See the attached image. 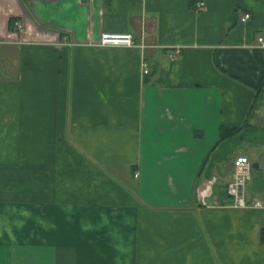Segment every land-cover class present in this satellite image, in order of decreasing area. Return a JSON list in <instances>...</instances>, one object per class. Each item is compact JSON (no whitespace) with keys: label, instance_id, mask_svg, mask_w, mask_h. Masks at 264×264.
Masks as SVG:
<instances>
[{"label":"crops","instance_id":"1","mask_svg":"<svg viewBox=\"0 0 264 264\" xmlns=\"http://www.w3.org/2000/svg\"><path fill=\"white\" fill-rule=\"evenodd\" d=\"M0 264H264V0H0Z\"/></svg>","mask_w":264,"mask_h":264},{"label":"built area","instance_id":"2","mask_svg":"<svg viewBox=\"0 0 264 264\" xmlns=\"http://www.w3.org/2000/svg\"><path fill=\"white\" fill-rule=\"evenodd\" d=\"M205 6L204 1L198 2V8ZM251 13L246 12L242 15L241 20L247 21L251 18ZM263 44V38H259ZM100 44L104 46H135L133 34L130 32H109L102 33ZM179 49L171 53L170 57L174 58ZM148 73V69H145ZM234 172L232 180L227 184V193L232 197L233 204L236 207H246L248 202L243 195V188L251 178V162L247 156H237L233 160ZM138 175V174H137Z\"/></svg>","mask_w":264,"mask_h":264},{"label":"trees","instance_id":"3","mask_svg":"<svg viewBox=\"0 0 264 264\" xmlns=\"http://www.w3.org/2000/svg\"><path fill=\"white\" fill-rule=\"evenodd\" d=\"M233 131H234L233 129H230L229 131L226 130L225 132H223V134L228 132L233 133Z\"/></svg>","mask_w":264,"mask_h":264}]
</instances>
